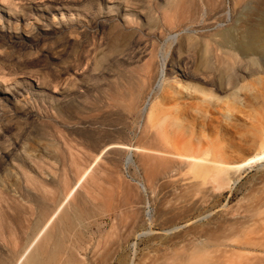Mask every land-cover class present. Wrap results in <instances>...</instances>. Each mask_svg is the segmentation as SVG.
<instances>
[{"label":"rangeland","instance_id":"374dc122","mask_svg":"<svg viewBox=\"0 0 264 264\" xmlns=\"http://www.w3.org/2000/svg\"><path fill=\"white\" fill-rule=\"evenodd\" d=\"M236 1L0 0L4 10L8 4L23 7L32 27H40L21 25L23 50L3 48L0 39V87L16 79L36 93L25 94L23 110L13 100L0 109L1 257L11 261L33 223L48 215L106 144L175 153L186 150L192 132L203 145L219 146L227 163L264 151V80L256 79L264 78L262 72L244 74L235 87L216 91L203 114L210 120L205 125L190 123L191 110L181 124L158 109L145 117L148 100H158V86L176 85L173 75L160 77L162 58L170 64L183 56L192 71L204 62L208 46L209 56L217 52L227 61L223 51L230 49L219 45L217 34L228 29L239 38L246 23L258 28L264 0L241 6ZM52 4L66 8L64 20L73 15V33L46 25L53 23V12L56 22L61 16L42 10ZM174 35L172 43L168 36ZM65 87L71 93L62 98ZM179 90L187 95L180 107L196 105L201 97ZM59 92V102L44 95ZM11 141L16 144L9 154ZM127 153L121 148L105 153L77 189L66 210L73 224L63 240L65 251L70 248L83 264H264V155L229 168L222 178L202 179L171 155L134 152L126 164Z\"/></svg>","mask_w":264,"mask_h":264},{"label":"bare ground","instance_id":"6f19581e","mask_svg":"<svg viewBox=\"0 0 264 264\" xmlns=\"http://www.w3.org/2000/svg\"><path fill=\"white\" fill-rule=\"evenodd\" d=\"M245 1L246 0H237L235 4L241 6V4H243ZM142 4L144 7H146L144 2H142ZM64 9L66 8L61 5L52 4L45 5L42 10L59 12L61 14L60 19L56 22V17L54 15L55 13L53 12L51 16L53 23L46 25L54 27L53 24L55 23L60 30L70 33L72 28L74 30V17L71 15V17H66L64 20L62 17V11ZM243 9L244 7H241L240 10L243 11ZM141 12L145 15L144 11ZM29 19H31V16H29L21 6L8 4L6 6V10L0 8V39L2 41L1 45L3 48L5 47L3 46L5 44L8 48H19L22 50L25 49L23 41L20 42L21 39L24 38L22 35V30H20L21 25L23 24L27 27L30 26L29 29H32L33 31L40 29L39 26L34 27L33 25L32 27L33 23L29 21ZM238 21L239 20L236 22ZM246 24L247 25L243 26L241 29L239 38H233L231 35H233L232 33L234 32L231 33V30L228 29H224L219 32L220 34H217L219 35L220 40L219 45L223 48L230 49L223 51V54L228 57L227 61H223L221 60V57L216 56L217 52L214 59L212 56H209L207 44V47L204 49L207 53L204 57V62H202L201 65L199 64L200 66L197 65L194 69L192 68V71L187 69L183 56L181 58H177L176 60L172 59L170 64H167L166 59L162 58V67H160L161 69L159 71L160 77L163 80L166 79L167 75H173L172 80L176 83V85H173L169 81L168 83H161L158 86V100H155V102L150 99L148 100L149 106L145 114L146 119H150L153 116V112L158 109L161 111V113L166 115H168L167 113H169V115L172 113L175 116V122L181 124L180 120L186 115L191 117L190 112L193 111L194 118L191 119L192 122L190 123L194 124L195 121V123L205 125L210 120L205 119L206 116L203 114L210 108V105H212L210 98L217 97L214 94L216 91L221 92L224 89H227V87L230 85L231 87H235L237 85V78L239 79L240 77H243L244 74H248L250 76L253 73H264V19L256 29L253 28L252 24ZM26 32L31 31L26 30ZM69 37H71V35ZM168 38L172 41V43L176 41L175 35L168 36ZM190 38V36H187V39ZM181 45L182 42L179 41L178 47L180 48ZM2 47L0 49H2ZM27 48H30V46H26V49ZM205 52L203 54H205ZM216 61L218 62L216 63ZM167 66L169 67L167 68ZM223 73H226V75L224 76ZM185 79L196 81V84H190L189 82H186L185 84L181 83L185 82L183 81ZM256 79L259 83L264 80L262 77H257ZM71 81L72 80L70 78L65 86L71 84ZM35 87L37 90L36 92L42 91V89L39 90L40 86L36 85ZM177 88L178 90L180 88H184L186 91H189V95L192 92L199 93L201 97L198 103H196V105H194V102H190L188 104L183 103L184 105L182 107L178 106V103H180L179 101L184 99L186 100L187 95L183 94L180 90L178 91ZM239 88L240 86H238V89ZM69 90L71 91V88L68 89L65 87L63 91H60L61 93H64L62 98H65L68 95L70 96L71 92H69ZM29 92H31L33 95H36V93L32 92L29 87L26 88L22 81L13 79V81H11L9 84L5 85L4 87H0V95H6L7 93L11 95L9 98L4 97L3 99H0V109H7L9 102L12 100L16 105L17 110H23L27 108L28 104L26 102L28 96L27 94ZM60 92L58 95L59 97L50 94L44 95H46L50 101L53 100L54 102H59L60 96L62 95ZM25 94L27 96H25ZM154 103H157V106H155ZM163 103L172 104L173 107L162 108L159 106V104L161 105ZM187 110L191 111L188 113ZM175 130L180 133L181 128L176 127ZM1 134H3V131H1ZM180 138L182 139L181 142L186 141V139H183L182 136H180ZM15 144L16 141H11L9 148L6 149V152L11 154ZM114 148L127 150L128 153L126 154L125 158L126 164H130L132 162V154L134 152L142 156L151 157L164 154L171 155L173 158H176L177 161L185 162L190 167L193 175L202 179L209 175L222 178V173L225 174L229 168L232 169L243 167L252 161L260 160V158H262L264 155V151H262L260 154L249 158L247 161L237 164L227 163L223 151L219 146H214V144L203 145L201 138L195 136L192 134V132L190 133V138L186 143V150L180 152L176 151L175 153H170L168 151L164 152L152 147L138 145L129 146L127 144L121 143L106 144L94 155L89 164L81 172H79L74 182L67 190H65L62 197L57 201L48 215H45L42 220H40V218L39 220H36L35 223H33L34 227L31 228L33 229L31 234L29 233L30 235L27 237L25 244L20 249H17L14 253H12L13 256L11 261L8 262L6 258L0 256V264H83V261L73 256L70 248H68L66 251L64 250L63 240L66 239L68 234L67 231L71 230L73 224L72 217L66 211L67 206L75 196L77 189L83 184V182L86 180V177L91 174L94 167L100 161L101 157ZM20 154L22 155L23 153L21 152L19 155ZM142 189H144L143 185ZM63 253H65V256L62 259Z\"/></svg>","mask_w":264,"mask_h":264}]
</instances>
